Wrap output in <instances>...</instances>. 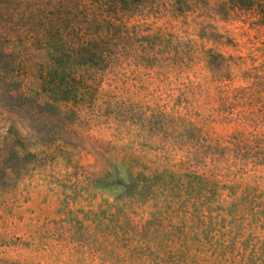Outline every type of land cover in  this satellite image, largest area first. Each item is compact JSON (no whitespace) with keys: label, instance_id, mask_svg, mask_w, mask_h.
<instances>
[{"label":"rangeland","instance_id":"obj_1","mask_svg":"<svg viewBox=\"0 0 264 264\" xmlns=\"http://www.w3.org/2000/svg\"><path fill=\"white\" fill-rule=\"evenodd\" d=\"M174 1L0 0V150L53 144L0 187V264H264V25ZM95 35L94 99L40 110L51 46Z\"/></svg>","mask_w":264,"mask_h":264},{"label":"trees","instance_id":"obj_2","mask_svg":"<svg viewBox=\"0 0 264 264\" xmlns=\"http://www.w3.org/2000/svg\"><path fill=\"white\" fill-rule=\"evenodd\" d=\"M96 5L107 17H115L118 14L126 13L137 7L154 5L157 0H88ZM217 6L225 7L227 10H240L253 14L255 22L264 25V0H219ZM174 9L181 12L192 10L190 4L182 6L180 0H175L172 4ZM192 7V8H191ZM112 22L107 24V29L111 31ZM103 36H92L88 38L79 37L74 43H68L66 47L59 48L57 44L51 46L48 52V61L43 65L37 74L38 86L36 96H42V104H34L40 110L46 106L51 107L55 104H62L61 115L69 118L74 113L75 107L83 101L94 99L98 84L95 78L87 73L85 67L100 59L105 51L108 40L101 38ZM111 40V38H109ZM104 45V46H103ZM108 46V45H107ZM91 66V65H90ZM68 122L60 124L58 134L68 130ZM46 134L41 137L42 147L26 148L25 144L14 141L12 144L3 140L4 146L0 150V187L8 185L11 176H14L24 166L31 156L38 155L44 159L50 154L53 144L50 141L49 126L43 124ZM20 141V140H19ZM58 144H64L62 138H57ZM32 149V150H31ZM37 151V152H36Z\"/></svg>","mask_w":264,"mask_h":264}]
</instances>
